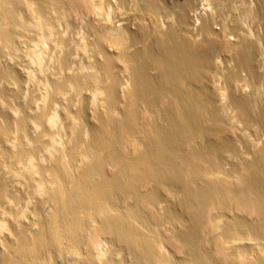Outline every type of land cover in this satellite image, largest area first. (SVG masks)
<instances>
[{
	"label": "bare ground",
	"instance_id": "6f19581e",
	"mask_svg": "<svg viewBox=\"0 0 264 264\" xmlns=\"http://www.w3.org/2000/svg\"><path fill=\"white\" fill-rule=\"evenodd\" d=\"M82 1L95 17L70 19L74 0H0V168L11 155L34 182L33 198L18 208L21 195L0 175V264H85V255L92 264H167L166 242L182 246L188 264H212L198 245L212 203L250 208L258 218L232 217L221 226L225 236L264 241V148L239 165L237 187L208 178L211 165L224 174L232 144L208 137V125L221 132L223 124L196 86L210 50L182 34L190 1ZM210 13L200 26L208 35ZM148 14L154 34L139 24ZM247 46L229 45L238 59L229 104L252 125L262 113L241 91L262 76ZM68 120L80 122L67 128ZM194 138L202 140L197 149L186 148ZM98 232L110 235L107 248L92 239Z\"/></svg>",
	"mask_w": 264,
	"mask_h": 264
},
{
	"label": "rangeland",
	"instance_id": "374dc122",
	"mask_svg": "<svg viewBox=\"0 0 264 264\" xmlns=\"http://www.w3.org/2000/svg\"><path fill=\"white\" fill-rule=\"evenodd\" d=\"M189 1L191 7L188 9V20L187 23L183 25L182 34L192 45L198 47L200 50L204 52L210 50L212 59L209 71L203 79H201L202 81L200 80V82H197L196 86L198 85V88L203 87L207 90L210 95V104L208 108H218L219 117L223 124L221 132L215 131L212 125H208L207 128H210L209 131H211L208 137L213 143L219 144L223 139H226L232 144V150L226 152L222 156L224 162L221 166L222 170H224V174H220L218 168H214V165H211L212 163L210 162L207 167L211 165L213 169L209 168L211 170H209L210 175H208V178L212 176L213 178H222L226 183L237 187L239 184L238 182L241 183V175L238 169L239 165L250 161L259 149L264 148V9L261 7V9H259V6H261L260 0ZM70 6V19L72 18L74 21H76L77 15L82 12L88 13L90 17H95V10L93 11V6L89 2L74 0ZM256 10L261 12L262 15L260 13L257 15ZM160 11H162V9H160ZM210 12L213 13L214 17V33L208 35L200 31V26L203 20L210 18ZM155 13L159 14V11ZM146 19V21L140 22L139 24L145 25L150 33H156L158 23L153 21V17L150 14L146 16ZM122 24L124 23L120 25ZM117 25H119V23L116 24V26ZM133 28H135V26H133ZM230 43L249 45L247 47L250 51L252 50L251 52L254 55L256 72L262 76V84L260 86L247 84L242 88L241 94L248 95L249 105H251V107L256 110L260 108L259 111L262 113L261 121H263L261 123L258 122L252 125L244 123L239 119L237 111L235 109L232 110L229 104V96L235 93V89L234 83L231 79H228V75L237 69L236 65L238 61L235 57L233 48H230L231 46L229 47ZM83 60H86V56H84ZM241 76H244L243 72H239V77ZM164 105L165 104L161 103L154 112L159 113L158 111H161L160 113H162ZM37 106L40 105L36 104V109ZM91 109L92 106L89 105L87 107V113L90 116H92V112H90ZM142 118V122H147L153 118V113L152 116L145 114ZM79 122V120H68L66 121L67 128H70V126L74 128ZM12 138L13 136L8 137V141H6L5 138V144L13 141L14 139ZM67 139L68 135L63 132L61 142L67 141ZM198 139L199 138L195 140L194 138V140L186 141V148L193 149L194 147V149H197L195 147L202 141ZM46 140H48L47 137L41 139L43 143H45ZM196 141L199 142L197 143ZM46 143L49 144L48 141ZM0 175L7 181L9 188L14 194L21 195L20 200L15 199L13 202L15 207L26 208L28 202L33 198L31 189L34 182L25 172L22 164L16 162L10 155L7 157L6 165L0 168ZM227 205L228 206H224V208L223 206L219 207L212 203L205 209L206 220L201 226V232L199 231V236L201 237L199 238L200 243L198 242V245H200L199 247L202 252L207 254L210 260H212V264H254L256 259L258 261L259 257L261 258V256H264V241H256L248 236H244V238L236 235L225 236L222 233L221 226L223 222L228 221L232 217L242 218L249 224H252L258 218L255 212L250 208L235 204ZM92 239L95 240L99 246L107 248L110 242V235L104 232H98ZM164 245L167 252V256H165L167 264H177L175 262L177 258L181 261L179 264H188L187 257H189V255L182 246L180 247L171 242H166ZM96 248L90 246L86 251L87 253H92L95 252ZM159 253L163 255L161 251H159ZM82 261L85 262V264H92L88 261L86 255ZM71 262V264H82L80 259L72 260Z\"/></svg>",
	"mask_w": 264,
	"mask_h": 264
}]
</instances>
